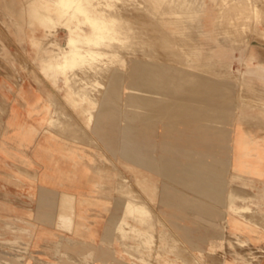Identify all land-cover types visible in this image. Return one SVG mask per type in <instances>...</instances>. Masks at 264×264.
<instances>
[{
	"label": "rangeland",
	"instance_id": "rangeland-1",
	"mask_svg": "<svg viewBox=\"0 0 264 264\" xmlns=\"http://www.w3.org/2000/svg\"><path fill=\"white\" fill-rule=\"evenodd\" d=\"M89 1L119 40L60 70L70 30L91 25L59 0H0V96L51 99L49 129L117 214L106 264H264V0ZM13 245L0 264H30Z\"/></svg>",
	"mask_w": 264,
	"mask_h": 264
},
{
	"label": "crops",
	"instance_id": "crops-1",
	"mask_svg": "<svg viewBox=\"0 0 264 264\" xmlns=\"http://www.w3.org/2000/svg\"><path fill=\"white\" fill-rule=\"evenodd\" d=\"M50 100L32 89L0 96V254L25 244L34 255L30 264H106L116 247L117 214L96 208L101 180L85 171L78 147L49 129Z\"/></svg>",
	"mask_w": 264,
	"mask_h": 264
},
{
	"label": "bare ground",
	"instance_id": "bare-ground-1",
	"mask_svg": "<svg viewBox=\"0 0 264 264\" xmlns=\"http://www.w3.org/2000/svg\"><path fill=\"white\" fill-rule=\"evenodd\" d=\"M59 1H61L63 4H65V5H70V6H74V8L76 9V11L78 12V13H80L83 17H84V19H85V21H87L90 25H91V28H92V30H91V32L90 33H84V34H82V35H80V34H78L77 32H75V29H69L70 30V32H69V36H68V39H67V42L69 43V50L67 51V53H65L64 54V57H63V59L57 64V68H59L60 70H62L61 68H62V65L63 64H68V65H74V63H75V65H77V64H79V63H77L76 64V62H79V60H81V58L82 57H91L92 55L88 52L89 51V49L90 48H92V46H99V45H109L111 42H112V39L111 38H109L108 37V35L111 33L110 32V30H109V28H107L106 27V23H105V21H106V19H104V14L106 15V13H100V12H97V11H99V9H96L94 6L95 5H91L90 6V1L89 0H59ZM102 1V0H101ZM117 1H119V0H117ZM116 1V2H117ZM112 2V1H111ZM101 4H102V2H100ZM104 3H106V2H104ZM134 3V2H133ZM105 5V4H104ZM107 6V5H106ZM110 6V5H109ZM101 7V6H100ZM137 7V6H136ZM140 8V7H139ZM105 9V8H104ZM101 10V9H100ZM103 11V10H102ZM136 11H137V9H136ZM256 11V10H255ZM51 15V14H50ZM107 15H110V14H107ZM48 16V15H47ZM115 16V15H114ZM140 17H141V15H139ZM49 17V16H48ZM51 17V16H50ZM132 17V16H131ZM105 18H106V16H105ZM119 18H121V20H122V17H119ZM147 18V17H146ZM124 19V18H123ZM138 19H140L139 17H138ZM143 19V18H142ZM141 19V20H142ZM51 20H53V19H51ZM125 20V19H124ZM124 20H122V21H124ZM78 21V20H77ZM109 21V20H108ZM259 21V20H258ZM112 22H114L113 20H112ZM133 22V21H132ZM123 23V22H122ZM117 24V23H116ZM89 26V25H88ZM110 26V25H109ZM111 27V26H110ZM115 27V26H114ZM116 28V27H115ZM113 29V28H112ZM127 29L128 28H126V31H127ZM122 30V29H121ZM136 30V29H135ZM138 30V29H137ZM111 31H113V30H111ZM116 31V30H115ZM153 31V30H152ZM137 32V31H136ZM144 33H145V31H143ZM121 33V32H120ZM133 33V32H132ZM141 33V32H140ZM112 34V33H111ZM142 34V33H141ZM128 35V34H127ZM130 35V34H129ZM110 36V35H109ZM149 37V36H148ZM147 37V38H148ZM152 37V36H151ZM154 38V37H153ZM153 38H150V39H153ZM113 40H119V39H117V38H114ZM145 40V39H144ZM152 41V43L151 44H153L155 41H153V40H151ZM139 42V41H138ZM137 42V43H138ZM148 43V42H147ZM144 44V43H143ZM111 45V44H110ZM141 45V44H140ZM154 45V44H153ZM157 46V45H156ZM142 47V46H141ZM153 49H155L154 47H152ZM158 48V47H157ZM81 49H83V50H85V51H79V50H81ZM101 49V48H100ZM136 49V48H135ZM103 50V49H102ZM105 50H106V48H105ZM157 50V49H156ZM106 51H108V50H106ZM129 51V50H128ZM127 51V52H128ZM153 51V50H152ZM152 51H151V53H152ZM148 52L150 53V50H148ZM156 52V51H155ZM85 53V54H84ZM89 53V54H88ZM105 53V52H104ZM146 53V52H145ZM158 53V52H157ZM106 54V53H105ZM142 54V53H141ZM160 55H161V53H159ZM103 55V54H102ZM114 55V54H113ZM143 55H145V54H143ZM163 55V54H162ZM161 55V56H162ZM165 55V54H164ZM96 56V55H95ZM150 56V55H149ZM93 57V56H92ZM91 57V58H92ZM113 57V56H112ZM163 57V56H162ZM165 57V56H164ZM163 57V58H164ZM90 58V59H91ZM83 59H85L84 60V62L86 61V58H83ZM83 59L81 60V62L83 61ZM159 59V58H158ZM165 59V58H164ZM166 59H168V58H166ZM87 60H89V58L87 59ZM93 60H94V58H93ZM92 60V61H93ZM92 61L90 60L89 62L90 63H92ZM120 61V60H119ZM157 61V60H156ZM162 61V60H161ZM83 62V63H84ZM95 61H93V63H94ZM138 62L139 61H132L131 62V65L134 67L135 65H137L138 64ZM148 62V61H147ZM88 63V62H87ZM90 63H89V65H90ZM92 63V64H93ZM96 63V62H95ZM163 63V62H162ZM92 64H91V66H92ZM147 64V63H146ZM150 64V63H149ZM165 64V63H164ZM167 64V63H166ZM96 65V64H95ZM158 65H160V64H158ZM90 66V67H91ZM93 66H94V64H93ZM92 66V67H93ZM112 66V65H111ZM141 67L142 66H145L143 63H141V65H140ZM148 66V65H147ZM147 66H145V67H147ZM153 66V65H152ZM151 66V67H152ZM87 67V66H86ZM89 67V66H88ZM95 67V66H94ZM144 67V68H145ZM149 67V66H148ZM160 67V66H159ZM96 68V67H95ZM143 68V69H144ZM82 69V68H81ZM90 69V68H89ZM92 69H94V68H92ZM107 69V68H106ZM110 69V68H109ZM148 70V69H147ZM180 70V69H179ZM89 72V71H88ZM143 72V71H142ZM116 73V72H115ZM62 75H63V73H62ZM72 76V75H71ZM134 77V75H131L130 77ZM138 76H140V74L138 75ZM70 77V76H69ZM200 78V77H199ZM67 79H69V78H67ZM79 79V78H78ZM143 80V79H142ZM156 80V79H155ZM144 81V80H143ZM71 82V81H70ZM79 82V81H78ZM136 82V81H135ZM142 82V81H141ZM149 82V81H148ZM169 82V81H168ZM115 83V82H114ZM133 83V82H132ZM79 84H80V82H79ZM136 84V83H135ZM139 84V83H138ZM142 84V83H141ZM160 84V83H159ZM86 85V84H85ZM144 85V84H143ZM71 86V85H70ZM74 87V86H73ZM148 87V86H147ZM202 87V86H201ZM71 88H72V86H71ZM81 88V87H80ZM83 88H84V86H83ZM73 90V89H72ZM86 90V89H85ZM84 90V91H85ZM216 90V89H215ZM80 91V90H79ZM83 91V90H82ZM138 91V90H137ZM143 91V90H142ZM72 93V92H71ZM74 93V92H73ZM72 93V94H73ZM77 93V92H76ZM136 93V92H135ZM86 94V93H85ZM137 94V93H136ZM141 94V93H140ZM80 95V94H79ZM86 96H88V95H86ZM150 96V95H149ZM89 97V96H88ZM135 97H136V95H135ZM167 97V96H166ZM164 98V97H163ZM167 99V98H166ZM89 100H91V102H92V98L90 99L89 98ZM161 100V99H160ZM164 100V99H163ZM88 101V100H87ZM86 102V101H85ZM142 102V101H141ZM148 102V101H147ZM90 103V102H89ZM93 103V102H92ZM95 103V102H94ZM142 104V103H141ZM136 106H138V105H136ZM145 106V105H144ZM135 107V106H134ZM135 108H137V107H135ZM134 108V109H135ZM143 109H145V108H143ZM108 110V109H107ZM107 110H105V111H107ZM196 110V109H195ZM87 111V110H86ZM89 111V110H88ZM141 111V110H140ZM147 111V110H146ZM199 111V110H198ZM83 112V111H82ZM108 112V111H107ZM111 112V111H110ZM104 113V112H103ZM143 113H144V111H143ZM108 114V113H107ZM139 115V114H138ZM143 115V114H142ZM147 115V114H146ZM88 116H90V115H88ZM92 116V115H91ZM141 116V115H140ZM145 116V115H144ZM144 116H143V118H144ZM106 117H108V116H106ZM105 117V118H106ZM57 118V117H56ZM113 118V117H112ZM199 118V117H198ZM201 118V117H200ZM89 120V119H88ZM143 120V119H142ZM90 122V121H89ZM100 122V121H99ZM56 124H58V123H56ZM101 125V124H100ZM102 126V125H101ZM105 128H107V127H105ZM60 129V128H59ZM220 131V130H219ZM222 133V132H221ZM250 138H247V137H244V139H243V142H242V144H241V149H242V151H249L248 149H247V146L249 145V143H250ZM225 145V144H224ZM176 157V156H175ZM163 167H164V169H163V174H164V176L165 177H167V178H170V179H176V176L177 175H175L176 173H174V171H176V169H175V166H174V164H173V162L172 161H167V160H165L164 161V164H163ZM238 167L240 168V169H242V170H245V168L241 165V164H238ZM161 173V172H160ZM198 176V175H197ZM138 178H139V176H137ZM33 178V177H32ZM181 178V177H180ZM142 180L148 185V188H149V192H150V194H153V189H152V186H151V184H149L148 182H146L145 180H144V177H142ZM196 180H198V179H196ZM203 182V181H202ZM204 183V182H203ZM216 187V186H215ZM201 192V191H200ZM128 193H129V191H128ZM238 195H235V194H232V191H231V194L229 195V201H234V199L237 197ZM128 200V199H127ZM128 202V201H127ZM195 207V206H194ZM130 208V207H129ZM198 208V207H197ZM200 208V207H199ZM230 208V207H229ZM245 213V212H244ZM261 222V221H260ZM171 247V246H170ZM182 253H183V251H182Z\"/></svg>",
	"mask_w": 264,
	"mask_h": 264
}]
</instances>
